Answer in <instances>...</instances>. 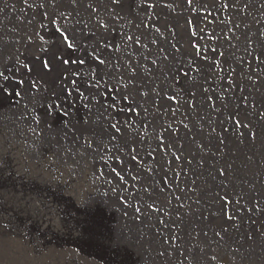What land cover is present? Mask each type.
<instances>
[{
	"label": "rangeland",
	"instance_id": "374dc122",
	"mask_svg": "<svg viewBox=\"0 0 264 264\" xmlns=\"http://www.w3.org/2000/svg\"><path fill=\"white\" fill-rule=\"evenodd\" d=\"M127 1L0 0V264H264V0Z\"/></svg>",
	"mask_w": 264,
	"mask_h": 264
},
{
	"label": "bare ground",
	"instance_id": "6f19581e",
	"mask_svg": "<svg viewBox=\"0 0 264 264\" xmlns=\"http://www.w3.org/2000/svg\"><path fill=\"white\" fill-rule=\"evenodd\" d=\"M184 2H186L187 4H188V2L187 1H185V0H183ZM127 3L129 4V7L126 9L127 11H131L132 10V6H131V4H132V0H128L127 1ZM189 5V4H188ZM170 6H171V1L170 0H167L164 4H163V6H162V11L165 13V14H168L169 13V11H170ZM203 8H204V6H203ZM226 8V7H225ZM223 11V10H222ZM186 12H189V15L187 16V19H189L192 23H193V21H195L196 23H199V22H202V23H204L205 21H209V20H211V19H213V15H211L209 12H197V13H195L194 11H193V9H192V11H190L189 10V8L187 7V11ZM212 12V11H211ZM216 12V11H215ZM219 13V12H218ZM223 13V12H222ZM188 14V13H187ZM162 16V15H161ZM170 19L171 20H173V21H177L179 18H175V16L174 15H171L170 14ZM191 17H193V18H191ZM228 18V17H227ZM215 19H217V17L215 18ZM229 19V18H228ZM215 21V20H214ZM218 21H220V20H218ZM208 23V22H207ZM215 23V22H214ZM214 23H211V24H213L214 25ZM220 23V22H219ZM195 24V23H194ZM201 24V23H200ZM199 24V25H200ZM206 25V24H205ZM212 25V26H213ZM210 26V25H209ZM208 26V27H209ZM205 29V28H204ZM49 32V30H46L45 31V33H46V35L47 36H50L51 34H49L48 33ZM156 33H157V30H156ZM199 33V32H198ZM201 34V33H200ZM178 35H179V37L177 38L176 37V40L177 41H180V38H182V34H180V33H178ZM195 37V36H194ZM197 39V38H196ZM114 40H117V38H116V36H114L113 35V37H111V39H109V40H107L105 43H103V44H99L98 45V43L95 45V49H96V51H97V53L101 56V58L102 59H104L105 60V64H107V67H112V65H113V63H112V60H110V57H113L112 56V54H111V51H110V48H111V46H110V42H113ZM202 43H203V41H202ZM198 45V44H197ZM200 46V45H199ZM88 47V46H87ZM90 47V46H89ZM196 47V46H195ZM83 49V47H81L77 52H78V56L80 57V58H83V59H89V60H91L92 62H90V64H91V66H92V69L93 70H95V65H96V61L93 59V58H90V56H89V53H87L86 51H83L82 50ZM196 50H197V54H198V56H199V58H198V60H197V70H195V73L196 74H199L198 72H200V74L201 73H203L206 69H208L209 68V66L208 65H210L211 64V57L213 58V57H217V59H219V56H218V52H217V50L215 49V47L214 46H212V45H210V44H202L200 47H196ZM110 51V52H109ZM213 55V56H212ZM107 56H109V58L107 57ZM222 61V60H221ZM64 63H62V69L60 70V73H59V76L60 77H58L55 81H54V83L55 84H58V83H60V78H61V76H62V74H63V72L65 73V74H68V75H70V67L69 68H65L64 67V65H63ZM216 64H218V63H216ZM75 65H78L77 67H80V66H82V65H80L79 63H76ZM86 65H88V64H84V66H86ZM195 65V64H194ZM222 65H224V64H222ZM114 66V65H113ZM207 66H208V68H207ZM226 67V66H225ZM225 67H223V66H219V67H216L214 70H216V72H217V74H218V76H219V73H221V72H223V74L225 75V74H227L228 72H229V70H228V68L226 69ZM109 68V69H110ZM188 71L190 72V71H192V70H190V69H188ZM210 72V71H209ZM61 74V75H60ZM191 74V73H190ZM205 75V74H204ZM188 76H191V75H189V74H187V75H185L184 74V77L185 78H187ZM193 77V76H192ZM195 78V77H194ZM219 78H221V76H219ZM97 82V80L96 79H92V81L91 82H88L87 81V83H86V87H88L89 88V90H91V91H93V89H94V87H93V83H96ZM33 83V82H32ZM40 82L38 81L37 83H33L32 85H31V87H32V89L31 90H33V88H37V86H38V84H39ZM34 84H36V86H34ZM41 84V83H40ZM210 84V83H209ZM42 85V84H41ZM34 86V87H33ZM207 86V85H206ZM216 86V85H215ZM221 87V86H220ZM207 88V87H206ZM216 88V87H215ZM218 88V87H217ZM222 88V87H221ZM219 89V88H218ZM223 89V88H222ZM224 90V89H223ZM220 91H221V89H220ZM231 90H229L228 92H230ZM226 92V91H225ZM221 94V93H220ZM82 93H78V94H74L73 96H70V97H65V96H60L59 98L62 100V101H64V102H66L67 100H68V102H67V104H70V105H74L75 106V108H74V112H75V115H82V113H83V110H84V106H83V104H82ZM217 95V94H216ZM226 95H228V93L226 94ZM236 95V94H235ZM231 96V95H230ZM224 97V96H223ZM240 98V97H239ZM232 99V98H231ZM125 116L126 115H124L123 117H121L122 118V120H126L125 119ZM53 118H54V120H56L57 122L58 121H60L61 120V116L60 115H58V114H53Z\"/></svg>",
	"mask_w": 264,
	"mask_h": 264
},
{
	"label": "snow or ice",
	"instance_id": "6c2138e0",
	"mask_svg": "<svg viewBox=\"0 0 264 264\" xmlns=\"http://www.w3.org/2000/svg\"><path fill=\"white\" fill-rule=\"evenodd\" d=\"M114 2H115V0H114ZM64 41H65V43H66V47H67L69 50H73V51H78V50H79V49L74 45L73 40L70 39L68 36H64ZM97 43H98V45H99V44H101V43H103V42H97ZM88 53H89L90 58H93L98 64H100V65H105V63H106L105 60L101 58V56L97 53V51H96L95 48L88 49ZM257 58H259V57H257ZM69 62H70V61H69L68 59L63 60V63H64V64H68ZM85 62H86V61H85V59H83V58H78V59H76V60H72V61H71V63H73V64H75V63H79L80 65H84ZM43 67H44L45 69H49V64H48L47 61L44 62ZM0 75H2V74H0ZM185 75H187V73H185ZM73 83H75V81H73ZM17 95H19V93H17ZM125 99H126V97H125ZM236 124H237V127H240V126H241L240 123H239V121H237ZM112 127H113V128H116V125L113 124ZM118 130H119V129H117V131H118ZM230 218H231V217H230Z\"/></svg>",
	"mask_w": 264,
	"mask_h": 264
}]
</instances>
